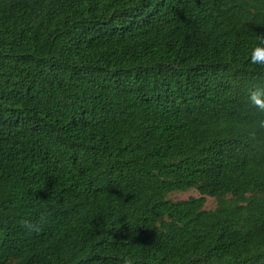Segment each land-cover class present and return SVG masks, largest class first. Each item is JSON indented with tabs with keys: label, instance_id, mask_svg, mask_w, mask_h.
Returning <instances> with one entry per match:
<instances>
[{
	"label": "trees",
	"instance_id": "trees-1",
	"mask_svg": "<svg viewBox=\"0 0 264 264\" xmlns=\"http://www.w3.org/2000/svg\"><path fill=\"white\" fill-rule=\"evenodd\" d=\"M259 36L264 0H0V264H264Z\"/></svg>",
	"mask_w": 264,
	"mask_h": 264
},
{
	"label": "clouds",
	"instance_id": "clouds-1",
	"mask_svg": "<svg viewBox=\"0 0 264 264\" xmlns=\"http://www.w3.org/2000/svg\"><path fill=\"white\" fill-rule=\"evenodd\" d=\"M249 63L264 67V37L259 36L258 43L250 49ZM248 100L255 108L264 111V85H257L249 91Z\"/></svg>",
	"mask_w": 264,
	"mask_h": 264
},
{
	"label": "rangeland",
	"instance_id": "rangeland-1",
	"mask_svg": "<svg viewBox=\"0 0 264 264\" xmlns=\"http://www.w3.org/2000/svg\"><path fill=\"white\" fill-rule=\"evenodd\" d=\"M196 192L194 191H188V192H182V193H171L170 198L177 200V199H185L189 196H195ZM215 205V202L212 198H207L205 203V208L209 209L212 208Z\"/></svg>",
	"mask_w": 264,
	"mask_h": 264
}]
</instances>
